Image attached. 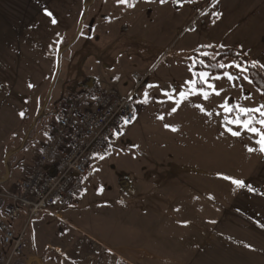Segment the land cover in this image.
<instances>
[{"label":"crops","instance_id":"0c3cea01","mask_svg":"<svg viewBox=\"0 0 264 264\" xmlns=\"http://www.w3.org/2000/svg\"><path fill=\"white\" fill-rule=\"evenodd\" d=\"M179 1L182 7L183 0L171 1L176 13ZM191 1L193 10L184 23L196 18L200 8H212L216 17L205 16L195 30L207 34L209 45L238 47L264 66V0ZM117 5L129 12L118 0H92L88 6L85 0H0V163L1 132L8 129L5 115L22 103L28 84L46 82L49 91L54 80L72 82L80 75L71 65L78 51L86 54L84 77L78 81H98L93 69L98 60L92 52L105 25L113 26ZM108 37L105 34L101 43ZM206 104V112L200 110L191 121L175 126L169 156L155 155L153 168L147 163L140 166L129 209L140 215L137 229L144 220L155 232L150 242L137 246L138 264H264V152L259 150V136L235 124L226 126L225 119L212 125ZM228 127L242 134L235 136ZM228 141L240 145L239 158L225 157L231 151ZM243 146L246 155L241 157ZM223 177L247 186L237 187ZM27 217L24 208L17 219L6 222L18 227ZM48 219L50 215L42 213L28 227L27 255L36 250L41 257L48 249L50 243L42 237L51 227ZM120 243L125 252L126 243L134 245L130 240ZM6 252L0 236V258Z\"/></svg>","mask_w":264,"mask_h":264},{"label":"rangeland","instance_id":"374dc122","mask_svg":"<svg viewBox=\"0 0 264 264\" xmlns=\"http://www.w3.org/2000/svg\"><path fill=\"white\" fill-rule=\"evenodd\" d=\"M171 1L165 0L161 3L146 0L143 3L128 0L124 6L129 7V12H122L121 5L115 6V16L111 14L114 16L113 26L105 28V25L102 33L99 30L101 34L98 48L92 52L98 60V66L93 68L98 77L97 83L121 94L132 92L136 120L126 128L111 152L93 162L86 192L79 202L59 210L58 215L48 213L50 219L47 221L51 227L44 231L42 237L50 244L48 249L41 252V257L37 256L39 252L36 250L35 253L27 255L30 243L28 227L39 217H27L22 226L11 224L17 231L25 229V253L16 264H138L137 246L143 240L150 242L155 232L153 228L145 226L144 220L140 222L141 229H137L135 222L140 221V215L136 209H129V195L136 191L138 175L141 174L140 166L147 163L153 168L152 160L155 155H170V143L174 138L172 128L191 121L194 115L201 113V108L197 106H203V111L206 112V103L209 102V122L215 125L225 119L226 113L221 105L226 101L229 106L239 104L246 108L264 105V97L249 79L248 71L226 67L225 72L239 78L233 81L226 77L216 79L215 77L223 74L214 76L207 70L200 71L210 74L209 82L217 90H222L219 95L211 94L208 99H204L202 95H191L177 107L179 93L188 90L186 82L197 79L193 74V52L211 43L201 29L190 30L186 25L196 19L195 24L198 27L206 20L205 16L213 19L216 13L212 8H200L203 10H200L198 18L184 23V17L193 10V2L183 0L181 7L179 1L178 8L181 9L176 13L174 2ZM116 7H119L118 11ZM116 13H119V17ZM248 21L246 19L244 24ZM233 29L229 31L228 38L232 36ZM105 34L109 36L108 41L102 44ZM200 53L216 55L208 50ZM85 58V52L78 51L72 59V69L80 74L72 82L68 80L56 83L48 99V83L28 84L22 103L16 105V110L13 106L12 111L5 115L8 129L1 132L0 223L6 222V219L9 221V196L18 191L21 181L36 164L39 154L52 138L60 112L82 86V81L78 80L84 77L81 70ZM234 61L237 62L229 57L222 64L231 65ZM135 72L147 74L146 80L137 87L133 76ZM174 107L177 110L172 112ZM40 110L39 119L29 132L27 142L22 145L23 137ZM21 112L24 113L23 116L20 115ZM256 124L261 127L258 121ZM227 147L231 151L225 157L233 160L240 157L239 144L228 141ZM244 155L246 153L243 146L241 157ZM134 226L135 228H131ZM0 236H3L1 228ZM123 240L134 242L130 247L126 243L128 252L121 247L120 242Z\"/></svg>","mask_w":264,"mask_h":264},{"label":"built area","instance_id":"2783aa9c","mask_svg":"<svg viewBox=\"0 0 264 264\" xmlns=\"http://www.w3.org/2000/svg\"><path fill=\"white\" fill-rule=\"evenodd\" d=\"M195 30V19L186 25ZM136 87L147 74L134 73ZM137 117L132 92L121 94L98 83L82 85L58 116L52 138L39 154L36 164L10 195L8 218L27 209L29 219L42 213L76 205L86 192L93 162L106 156ZM127 121V123H126ZM3 243L8 248L0 264H16L25 253L24 231L1 222Z\"/></svg>","mask_w":264,"mask_h":264},{"label":"snow or ice","instance_id":"6c2138e0","mask_svg":"<svg viewBox=\"0 0 264 264\" xmlns=\"http://www.w3.org/2000/svg\"><path fill=\"white\" fill-rule=\"evenodd\" d=\"M118 2H122V3H127V0H118ZM165 0H161V3H164ZM130 6H134V5H130ZM49 16H51L52 14L49 12L48 13ZM53 23H55L56 21L53 20ZM218 67L220 68H226V67H236L238 69H241V71L246 72L247 68L242 67L241 64L239 62H233L231 65H224V64H219ZM194 76L198 77L199 79H193V80H189L186 82V84L188 85V90L187 91H181L179 93V99L176 100V105L177 107L182 104L186 99L189 98V96L191 95H202L204 97V99H208L210 94H215V95H219L220 91L222 90H217L215 88V85L209 82V76L210 74L207 72H193ZM224 77H226L229 81H233L238 79L239 77L234 76L232 73L230 72H224L222 76H217L215 77L216 79H223ZM245 79H247V77H244ZM198 84H204L207 85V88L211 91H207L204 90L203 88L198 87ZM31 86V85H30ZM166 95H169L170 98L171 95L166 93ZM247 98V97H246ZM147 102V101H145ZM177 107H174L172 109V112H175L177 110ZM200 107L201 110L203 111V106H197ZM221 107L224 109L226 115H225V124L226 126L229 124H235L238 125L240 128L248 131L249 133H253L257 136H259V140L257 141V143L260 145V151L264 152V105H260L257 108H246V107H242L239 104L236 105H232L229 106L228 102L226 101L224 104L221 105ZM235 112L236 115L234 117H230L227 114L228 113H232ZM259 113V120L258 123L261 125V127H256V123H257V119L255 114ZM21 116L24 115L23 112L20 113ZM208 115H211V113H208ZM160 119H163V117H160ZM127 123V121H126ZM165 127H172L170 125H165ZM173 131H175L176 129L173 127L172 128ZM227 130L229 132H231L233 135L235 136H240L242 133L240 131H236L233 130L231 127H228ZM249 151H254V149H249ZM224 179H228L231 180L233 184H235L237 187H246L247 185H245V182L242 180H238L235 179L233 177H223ZM214 223V221H213Z\"/></svg>","mask_w":264,"mask_h":264},{"label":"trees","instance_id":"16d2710c","mask_svg":"<svg viewBox=\"0 0 264 264\" xmlns=\"http://www.w3.org/2000/svg\"><path fill=\"white\" fill-rule=\"evenodd\" d=\"M86 5L88 6L92 0H85ZM212 51L216 53L215 56L208 55V54H201L202 51ZM193 57L195 60L194 64V70L195 72H200L203 70H207L212 75H221L226 71V68H220L218 67L219 64H222V62L226 58H233L237 62H239L242 66H246L248 71V76L251 82L261 91L263 97H264V66H262L260 63H258L256 60H254L251 56H249L247 53H245L242 49L238 47H224V46H205L200 47L197 50L193 52ZM199 78L197 77V80ZM88 82H83L82 85L87 84ZM55 85V80L51 83V87L47 93L46 99L50 97L52 88ZM200 88L208 89L207 85L204 84H198L197 85ZM45 99V100H46ZM41 110L37 113L35 116L33 123L29 126L27 130V134L22 139V145H25L28 139L29 132L33 130V127L37 120L40 117ZM228 116L234 117L235 112L229 113ZM257 121L259 120V113L255 114ZM2 205V200L0 199V206Z\"/></svg>","mask_w":264,"mask_h":264}]
</instances>
